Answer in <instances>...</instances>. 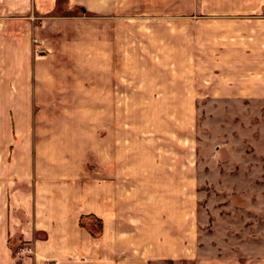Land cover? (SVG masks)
<instances>
[{
  "label": "crops",
  "instance_id": "1",
  "mask_svg": "<svg viewBox=\"0 0 264 264\" xmlns=\"http://www.w3.org/2000/svg\"><path fill=\"white\" fill-rule=\"evenodd\" d=\"M68 1L98 16L97 35L69 30L80 16L43 29L56 0H0V264H264V226L254 246L203 240L195 115L203 100L257 102L264 158V0ZM55 36L64 55L43 67ZM43 78L72 98L62 110L90 109L97 81L96 137L69 120L49 156L11 147L42 137L18 117L11 137L9 112L39 110ZM14 237L31 256H13Z\"/></svg>",
  "mask_w": 264,
  "mask_h": 264
},
{
  "label": "rangeland",
  "instance_id": "2",
  "mask_svg": "<svg viewBox=\"0 0 264 264\" xmlns=\"http://www.w3.org/2000/svg\"><path fill=\"white\" fill-rule=\"evenodd\" d=\"M56 4V11L42 16L43 29L59 27L56 25H58L57 22L61 21L60 19L80 16L86 17L87 21L70 24L68 25L69 30L76 26L84 37H87L88 33L86 32L88 31L97 35V15L84 13L79 6L71 8L68 0H56ZM129 19L130 15L123 14L119 16L118 21L129 22ZM87 22H94L95 24L90 23L89 28H87L88 26L85 27ZM56 40L57 36H55V40L53 38L48 43V46H46L45 40L41 43L40 50L45 56L43 67L47 64L49 57L64 55L61 53V49L57 47ZM49 81L46 78L42 79L43 101L39 110L9 112L11 124L9 135L11 137L16 134V130L13 128V120L17 117L24 119L27 124L32 123L33 125L35 122L38 125L35 128V135H41L40 140L34 142L31 138L32 141L25 143H10L11 147L17 148L18 145L31 156L35 151H41L43 157L49 156L50 146L63 145L66 148V143H51L50 136L60 135L63 133L62 131L70 129L69 123L66 122L69 120H88L87 128L79 127L78 129L84 132L89 129L90 132L87 134L91 137L97 136L98 111L92 108L97 101V81L90 80L88 82L92 93L90 96L91 108L78 110L57 109V102L61 98H66L65 102L68 100L69 103H73L72 98L69 95L67 97L56 93ZM53 81L59 83L62 80L57 78ZM69 81V90L75 88L74 83L80 82L72 79ZM249 103L242 106L237 103L219 104L214 101L203 100L197 105L195 114L199 222L201 231L207 234V238L209 234H214L218 243H226L228 238L226 239L225 235L234 234L236 239L233 241L234 243L237 242L238 245H257L259 230L263 229L264 226V158L261 156L263 154L260 153L262 145L258 134L259 124L263 122V112L258 109L257 102L251 101ZM130 117L140 118L145 117V115L140 112L138 116H130L128 112H123V119ZM24 129L27 135L34 134V127H25ZM3 144L5 145V143ZM90 144L96 143L92 140ZM75 152L78 150L73 153ZM63 153L64 157L72 155L67 149ZM58 155L60 154L55 150L53 158L58 157ZM44 161L46 160L43 159ZM219 233L221 237H219ZM207 238L204 239L203 237V240L207 243L211 242L210 237L209 240ZM5 241L6 245L11 247L13 256L19 258L23 257L24 254L25 257L31 256V246L27 240L14 237L5 239ZM24 251L25 253H23Z\"/></svg>",
  "mask_w": 264,
  "mask_h": 264
},
{
  "label": "trees",
  "instance_id": "3",
  "mask_svg": "<svg viewBox=\"0 0 264 264\" xmlns=\"http://www.w3.org/2000/svg\"><path fill=\"white\" fill-rule=\"evenodd\" d=\"M82 12L85 13V11L83 9H82ZM80 225L83 226V227L85 226L84 223L82 222V219L80 220ZM96 226H97V223L93 227H96ZM92 231H93V229H92Z\"/></svg>",
  "mask_w": 264,
  "mask_h": 264
}]
</instances>
